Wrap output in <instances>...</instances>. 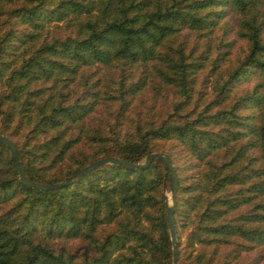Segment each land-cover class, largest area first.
I'll list each match as a JSON object with an SVG mask.
<instances>
[{
  "label": "trees",
  "instance_id": "16d2710c",
  "mask_svg": "<svg viewBox=\"0 0 264 264\" xmlns=\"http://www.w3.org/2000/svg\"><path fill=\"white\" fill-rule=\"evenodd\" d=\"M0 132L42 183L162 152L177 263L264 264V0H0ZM17 177L0 264H171L159 159Z\"/></svg>",
  "mask_w": 264,
  "mask_h": 264
},
{
  "label": "water",
  "instance_id": "95a60500",
  "mask_svg": "<svg viewBox=\"0 0 264 264\" xmlns=\"http://www.w3.org/2000/svg\"><path fill=\"white\" fill-rule=\"evenodd\" d=\"M0 141L5 143V145L8 148L11 162L18 175L17 177L18 181L22 184H25L30 187L38 188V189L55 188V187H59L64 184H67L71 182L72 180L81 177L83 174H85L89 170L95 168L97 165L102 164L104 162H114V163L122 164L125 167H142L146 165L151 159H155V158L159 159L164 164V166L166 167V169L169 171V174H170L169 202L165 204V220L167 224L168 235H169V240H170V247H171V264H178L177 257H176V249H175L176 239H175L173 220H172V209L175 203L176 178H175L174 169L172 167L170 160L162 152L160 151L149 152L144 156V158L141 161H136V162H130V161H127L121 158L114 157V156H101V157H98L82 165L81 167L73 171L70 175H68L64 179L54 181V182H49V183H42V182L31 180L25 175L24 169L19 159L18 152H17L14 142L9 137L2 134L1 132H0Z\"/></svg>",
  "mask_w": 264,
  "mask_h": 264
},
{
  "label": "rangeland",
  "instance_id": "374dc122",
  "mask_svg": "<svg viewBox=\"0 0 264 264\" xmlns=\"http://www.w3.org/2000/svg\"><path fill=\"white\" fill-rule=\"evenodd\" d=\"M169 191L170 190L163 189L164 197H165V203H168L169 202Z\"/></svg>",
  "mask_w": 264,
  "mask_h": 264
}]
</instances>
